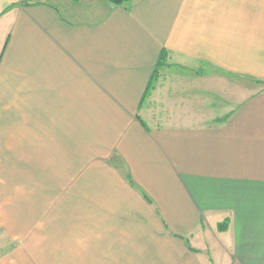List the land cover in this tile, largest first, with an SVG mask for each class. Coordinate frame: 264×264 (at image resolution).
Masks as SVG:
<instances>
[{"label": "crops", "instance_id": "0c3cea01", "mask_svg": "<svg viewBox=\"0 0 264 264\" xmlns=\"http://www.w3.org/2000/svg\"><path fill=\"white\" fill-rule=\"evenodd\" d=\"M0 238V264H264V0H0Z\"/></svg>", "mask_w": 264, "mask_h": 264}, {"label": "rangeland", "instance_id": "374dc122", "mask_svg": "<svg viewBox=\"0 0 264 264\" xmlns=\"http://www.w3.org/2000/svg\"><path fill=\"white\" fill-rule=\"evenodd\" d=\"M229 80H231L234 83V86L232 85V87L235 90H237L241 86V84H239V83H243L244 85H247V86L248 85L252 86L253 84H255L253 81L248 80L246 78L234 77V78H229ZM236 83H238V86H236L237 85ZM250 88H254V87H250ZM238 96H240V95L238 94ZM211 98L216 99L215 101L218 100L217 108H215L216 111H214V112H216V114L220 115V114H223L224 112H226L225 111L226 109H224V107L228 105V103H226V102L229 99H228V97L225 96V93H223V92L218 93L217 97H215V95H212ZM235 98H236V95H235ZM221 229H223V228H221ZM0 245L1 246H7L9 244L7 243L6 239L0 238Z\"/></svg>", "mask_w": 264, "mask_h": 264}, {"label": "trees", "instance_id": "16d2710c", "mask_svg": "<svg viewBox=\"0 0 264 264\" xmlns=\"http://www.w3.org/2000/svg\"><path fill=\"white\" fill-rule=\"evenodd\" d=\"M108 2H110L113 5L119 6L122 5L126 0H107ZM164 57V52L161 53L160 58Z\"/></svg>", "mask_w": 264, "mask_h": 264}]
</instances>
